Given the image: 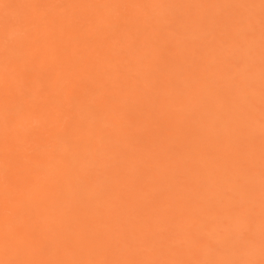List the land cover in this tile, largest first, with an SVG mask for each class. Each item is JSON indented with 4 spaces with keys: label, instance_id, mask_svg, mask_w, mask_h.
Listing matches in <instances>:
<instances>
[{
    "label": "rangeland",
    "instance_id": "obj_1",
    "mask_svg": "<svg viewBox=\"0 0 264 264\" xmlns=\"http://www.w3.org/2000/svg\"><path fill=\"white\" fill-rule=\"evenodd\" d=\"M11 1H0V24L12 25L6 38L0 36L1 61L11 57L6 42L33 26L20 21L23 13L15 10L17 5L6 7ZM96 1L90 0L89 4ZM143 3H154L145 13L148 29L135 31L130 40L137 43L138 51H144L145 60L158 52L160 56L148 68L141 64L131 71V66H124L125 76L134 86V97L119 101L118 105L112 103L105 115H99L98 98L125 87L122 71L99 85L87 78L86 82L97 88L76 93L73 100L78 104L73 112L79 111L77 120L70 117L68 121L69 106H61L63 117L58 118L54 130L49 131L50 125L44 123L45 115L42 121L22 119L16 130L31 137L10 145L0 144L1 156L13 148L24 165L36 170L33 174L39 171V177L26 192L35 190L32 193L37 195L41 178L52 181L56 171V175L70 173L67 178L63 176V185H59L61 179L53 194L48 191L40 200L46 202V208L32 202L31 196L23 197L24 206L11 201L15 205L5 207L0 201V215L14 214L13 221L4 225L9 239L0 243V264H264V0ZM76 4L71 9L75 15L80 11ZM125 5L120 9L124 10ZM65 11L66 7H59L56 14L62 17ZM85 23L83 30L89 23L102 26L99 19L92 17ZM52 27L47 28L46 34L55 29ZM123 27H108L102 48L112 46L114 52L119 35L115 31ZM148 33L157 34L158 39L145 46L141 39L146 40ZM53 57L58 61L62 58ZM31 58L24 55L15 61L28 65ZM83 62L84 58L80 64ZM0 69L5 71L4 65ZM39 81L43 82L41 76ZM148 86L151 92H146ZM13 87L19 92L14 82ZM67 94H63L62 101L68 100ZM35 95L27 93L21 102L14 99L16 96L10 98L13 102L6 101L4 105H14V110L5 106L0 109L3 130L6 122L11 123L9 118L22 116L27 104L44 106L42 114L55 103L60 106L55 95L52 103ZM110 97L108 100L113 99ZM26 100L30 102L25 103ZM18 101L20 106H16ZM158 106H164L162 112ZM112 116L117 117L115 122L120 121V135H115V122L108 121ZM55 117L57 114L52 119ZM75 125L81 140L76 143L70 142ZM96 125L102 127L101 137L89 132ZM85 142L91 147H84ZM21 152L40 154L38 160L43 163L34 166ZM64 163L68 164L65 172ZM3 184L0 200L6 192ZM19 186L22 187L16 185L15 190ZM15 190L10 192V198L17 194ZM132 195L135 196L131 198ZM19 206L22 210L13 213V207ZM40 207L45 212L40 211L39 216ZM18 229L21 235H17ZM29 231L31 239H23ZM18 241L22 243L16 246Z\"/></svg>",
    "mask_w": 264,
    "mask_h": 264
},
{
    "label": "bare ground",
    "instance_id": "obj_2",
    "mask_svg": "<svg viewBox=\"0 0 264 264\" xmlns=\"http://www.w3.org/2000/svg\"><path fill=\"white\" fill-rule=\"evenodd\" d=\"M0 1L2 2L3 0H0ZM89 1L90 0H12L11 2H8V5L6 7L9 8L11 5H17L15 10L19 9L21 11V14L23 13L22 14L23 18H20V19H22V20H20L21 22H25V25L33 24V26L29 29L30 31H28L27 29L22 31L20 29L21 31L19 30L20 32L18 33L17 37H13L10 39V42L9 41L6 42L7 43L6 48L8 50V51L7 50L6 51L8 52V55H10L11 57L8 58V56L6 55L7 57L4 58V60H2L3 62L0 60V66L4 65V68H5V71L0 69V84H2V86L0 85V109H2L5 106L4 104L6 103V101L8 99L9 100L7 102H9V103L13 102V100L10 99L13 96H16L14 98L15 100L16 99L20 100V99H24L26 94L30 93V92H32V94L36 93L35 96H37V97L38 96H42L41 98L46 97L45 100H48V101L52 100L51 97L55 95L56 100H59L58 102H61L62 105L60 103V106L57 107L58 106L57 104H59V103H57V104L55 103L56 105L53 103L54 105H52V107H50L46 111L45 114H42V109L44 106L34 105L33 102H32V104H27V106H25L26 105L25 104L24 105L25 111H24V113L22 112L21 117L16 116L17 118H14L15 117V115H14L13 118L8 119V120L12 119V120H10L11 123L10 122L8 123L5 121L7 123V125H6L7 127L5 130L2 129V127H5V126H0V132H1L0 133L1 134L0 135V144L10 145V143L12 144L17 140H25L26 138L31 137V134L30 135L25 134L24 132L21 134V133H19L20 131L17 132L16 129H17L18 125L20 124V122L23 121L22 119L29 120L32 117V118H39L40 121H42L41 117H43L45 115L43 117L44 123L45 124L48 123L46 125H50L49 131L54 130V128L56 127L55 123L58 122L57 121L58 118L60 117L59 119L61 120L63 117V111L61 110V106L62 107L69 106V108H67V110H66V111H68V115H67L68 118L67 119H69L70 117H73V118L75 117V119L77 120V114L76 113H79V111H77L75 113V110H74V112H73V107L75 106V103H77L76 100L75 101L73 100V98L76 96V93L77 92L79 93V92L86 90V89H87V91L89 90L90 92L95 90L97 87H95L93 84L96 85V83H97L99 85L106 78L110 79L112 76L116 75L115 73L118 70H120V71H122V76H123L122 85H125V87H119V88H117L116 91L112 92V94L110 96H112V98L114 100L113 99L110 100V98H111L110 96H108V97H110L109 100H108V97L98 98V101L96 100L97 101L96 107H97V109L99 108L98 109L99 115H101V114L105 115L108 112V110L110 109V107L112 106V103H115V104L117 103V105H118L119 101H122V100L124 101V100H127V98L129 99V97H134V95L131 94V92L133 93V91H134V86H133V84H131V80L129 78H126L125 70L123 69L124 66H131V68H130L131 71L133 69H138V66L141 64H145L148 68V67H151L152 63L155 62V60L159 58L160 54L158 52V53L153 54V56H151L149 59L145 60L143 58L144 51H138L136 49L137 43L130 40L131 36L134 34L135 31H137V32L138 31H141V32L147 31V29H148V25H147L148 15L145 13L150 8V5L151 6L154 5V3H151V4L148 3L146 5L145 3H143V0H97L94 3L95 5L94 4L91 5V4H89ZM151 1L155 2V0H151ZM122 2H125L128 4L125 5V3H122ZM75 3H77L76 6H78L80 8V11L77 15H75L74 11L71 10L75 6L74 5ZM123 4L125 5L123 8L125 11L120 9L123 7L122 6ZM59 7H66V9H67V11H65V14L62 17H59V15L56 14V10ZM112 11H114V12H112ZM104 16H106L105 17L106 19L104 18ZM122 16H123V18H121ZM91 17L93 19H99V22H101L102 26L101 27L99 26L100 28H97L95 23H89L90 24L89 27L85 28V30H83L82 28L86 24L85 19H89ZM103 18H104V20H101ZM121 19H122V21H121ZM120 21L122 23H120ZM55 23H57V24L55 25ZM5 24H6V22H5ZM25 25H23V26H25ZM111 25H113V27L114 26L118 27L120 25L124 26L123 29L120 28L121 30L117 29L115 31L116 33L119 34L118 36L116 33L113 34V36L116 35L117 37L116 36L115 37L118 39V42L116 44V45H118V47L115 48L114 52H112V50H113V49H111L112 46H108V47L105 46V48L103 46V48H102V45H104L103 43L105 42V37H103V35L106 32V29L108 27L110 28ZM11 26L0 24V36L6 38L7 35L10 34V32H12ZM50 26H53V27L55 26L54 27L55 29L51 33L49 32V34H46V30ZM155 26H157V25H155ZM53 27H52V29H53ZM31 29H32V31H31ZM2 37H0V38H2ZM144 39H146V40L141 39V42L145 43V46H147V44L149 45V43L152 44L151 40H154V39L157 40L158 35L153 34V33H148V34H146V37H144ZM121 41L123 43H121ZM63 54H64V56H63ZM24 55L30 56V58L32 56V58L30 60L31 61L30 64L26 63L28 65H25V62H23L24 64L20 65L21 62L18 61L19 62V64H18L15 61L16 59L20 60L21 57ZM60 55H61V57L62 56L63 57L62 58L60 57L61 59L59 61L53 57V56L58 57ZM82 58H84V62L82 64H80V61L82 60ZM85 58H86V60H85ZM123 61H125L126 63L123 64L122 63ZM120 63L122 65H120ZM38 73L41 76V78H43L42 83L39 81L40 76L38 75ZM87 78H88V80L93 78L95 83H93L92 85H89L90 83L86 82ZM13 82L16 85L15 88L19 89V92H16L14 90ZM18 82H20V83L22 82V84H18ZM3 85H5V86H3ZM20 85L22 87L19 88ZM147 88L148 89H146V92L151 90V87L148 86ZM13 90L18 95H14L16 93L15 92L13 93ZM66 91L68 92V94L66 96V98H68V100H66L64 98V100L62 101L61 98L63 97V94H65ZM131 95H133V96H131ZM81 97L84 98L82 95H81ZM55 98H53V99H55ZM34 100H36V99H34ZM65 100L67 102H65ZM141 100L142 99H139L140 103L142 102ZM145 100L148 101V99H145ZM31 101H33V99ZM40 101H43V100H40ZM83 101H84V99H83ZM147 101H146V103H147ZM20 102H21V100H20ZM28 102H30V101L26 100L25 103H28ZM39 102H37V103L40 104ZM43 102H45V101H43ZM52 102H53V100L51 101V103ZM54 102H55V100H54ZM144 102L145 101L143 100L142 106L144 105ZM17 103H18V105L16 104V106H20V104H22V103L19 104V101ZM109 103H111V104H109ZM135 103H136V101H135ZM137 103H138V104H136L137 106L140 105L139 102H137ZM220 103H221L220 104V107H221L222 101ZM41 104H43V103L41 102ZM45 104H47V103H45ZM218 104L216 105L217 107H219ZM48 105H49V103H48ZM48 105H47V107H48ZM79 105H80V103H79ZM13 106L14 105L5 106V107H13ZM79 108H80V106H79ZM157 108L162 112L164 109V106H158ZM3 109H5V108H3ZM8 109H10V108H8ZM53 109L54 110L56 109V110L54 111ZM219 109L217 108V110H219ZM13 110H14V107H13ZM76 110H77V108H76ZM54 114H57V118L55 117V119H52L54 117ZM79 117H80V115L78 116V118ZM99 117L100 116H98L97 118H99ZM81 118H83V117H81ZM116 118H115V116H112V118L108 121L113 123V121H114L113 119H116ZM15 121H16V123H15ZM68 121H70V119ZM80 121L82 122V119ZM152 121H153V119H152ZM157 121L161 122L159 120H157ZM116 122L112 124V125H115L114 127H116L114 132H115V135H120L119 133H122V132H120L121 129L117 128V124L119 126L120 121L117 123ZM93 123H94V121H93ZM96 123H98V122L96 121ZM58 124H59V122H58ZM58 124L56 123L57 126H58ZM0 125H2V124H0ZM64 125H65V123H64ZM45 127H47V126H45ZM74 127H77V125L73 126V128L69 127V128H71V132H70V135H71L70 140L71 141L70 142L75 141V143H76V142H78L77 140H79V137L77 135L79 133H77V132L75 133V131H77V130L76 129L74 130ZM65 129H67V126ZM78 132H79V130H78ZM86 132H85V134H86ZM89 132L91 134L93 133V135H94V133H97L98 135H100V134H102L103 130H102L101 126L96 125L93 128H91V130ZM48 133L51 135L50 132H48ZM160 133H159V135H160ZM37 134H39V133H37ZM86 136H87V134H86ZM100 137H101V135H100ZM100 137H98V139H100ZM116 137L118 138L120 136H116ZM102 138H104V137H102ZM96 140H94V142ZM79 141H81V140H79ZM83 141H84V139H83ZM100 141H102V140H100ZM83 144H84V147H86V148H87V146L91 147L89 142L88 143L85 142ZM81 146L83 147V145H81ZM96 148H94V149H96ZM94 149L92 147V150H94ZM90 151H91V149H90ZM13 152H14V149L11 148V149H9V151H7V153L5 155H2V156L0 155V168H1V170H0V177H1L0 186L3 183L6 184V186L4 187L5 189L3 188L6 191L4 193L5 194L4 198H1L0 201L3 202V205L5 207H8V205L10 203L15 205L11 201H16V204H19V205L22 203L24 206L23 202H25L26 200L24 199V201H23V197L31 196L30 199L31 200L33 199L32 202H37V204L42 203L41 207L45 206L43 208H46V202H45V204H43V202H41L40 200L45 198V194L48 191L51 192V193L49 192L50 195L53 194L52 190L59 187L58 183L61 181V179H62V182H60L59 185L60 186L63 185V183H64L63 179H65V178H63V176L67 178V176H69L70 173L67 172L66 175L65 174L56 175V173L59 172V171H56V173H54V175H53L52 181L49 180L50 182L47 180L44 181V178H41V180L43 179V182L40 183L41 184V186L39 188L40 190L38 189L39 192L37 190V192H35V193H37V195H34L32 192L35 190H32L31 193L26 192V191L29 189L30 184L34 183L35 179L37 177H39V176H37L39 174V171L37 170L38 171V174L36 173L37 175L33 174L36 170L31 168V167L26 166L27 164L24 165V163L20 161L21 159L19 160L20 157L19 156L16 157L17 155L14 154ZM39 152H40V150H39ZM73 153H75V152L73 151ZM21 154H22V156L24 155L25 157H27L29 162L31 159L34 166L39 165V163H43L42 161L38 160V157L40 154L37 155V153H36V154L29 155L25 152H21ZM70 155H72V152ZM91 155H94V153ZM40 158H42V157H40ZM64 158H66V157L64 156ZM68 158H69V156L67 157V159ZM67 159H63V162H66ZM73 161H74V159H73ZM29 162H27V163H29ZM68 162H70V161L68 160ZM40 165L42 166V164H40ZM44 167H45V165H44ZM67 167H68V164L64 163L62 165V171L65 172V169ZM69 167H72V166H69ZM255 177H257V175ZM256 180H258V179L256 178ZM19 182L22 185V187L20 188V186H19L20 189L15 190V189H17L15 186L17 185V187H18V185H20V184H18ZM69 182H70V184L72 183L71 181H69ZM137 183H136V186L138 188V187H140V185L138 186ZM67 184H68V182H67ZM145 185L147 186V184H145ZM67 186H69V185H67ZM131 186H132V184H131ZM133 188H132V190H133ZM33 189H35V187ZM14 190H15V193H17V194L15 196H11V198H10L9 194H10V192H12ZM0 192H1V194H3L2 192H4V191H1V189H0ZM142 192H143V189H142ZM49 193H47V194H49ZM32 195H33V198H32ZM133 196H135V195H132L131 198H133ZM50 197H47V200H49ZM74 199H73V201H74ZM64 200H62V201H64ZM71 201H72V199H71ZM29 202L31 203L30 200H29ZM132 202H134V201H132ZM70 203H72V202H70ZM25 204H26V202H25ZM58 204H60V203H58ZM20 208H21L20 206L19 207H13V213H17L18 211H21L22 208H21V210H19ZM28 211H29V207H28ZM40 211L45 212L41 208L38 211L39 216H40ZM15 216H16V214H15ZM44 216H46V215H44ZM12 218L14 219V214H13V217L8 216V215H0V243H5L9 239L8 235H6L4 225L9 224L11 221H13ZM239 219H238V222H239ZM108 223H110V222H108ZM251 225H253V224H251ZM107 226H109V225H107ZM36 227H38V226H36ZM227 229H228V227H227ZM31 231L33 232L32 229H31ZM13 232H14V230H13ZM21 232L22 231H20V229H18V231H16L17 235H21ZM32 232H30L28 234V236H26V237L22 236V238L23 239L28 238V240L31 239L29 235H31ZM38 239L40 240V238H38ZM13 241H15V240H13ZM21 243H22L21 241H18L15 243V245L19 246ZM33 243H35V241H33ZM31 244H32V242H31ZM15 245H14V247H15ZM27 245L29 246V244H27ZM82 246H84V245H82ZM86 246L87 245H85V247ZM126 246H127V244H126ZM21 247H22V245H21ZM124 248H126V247H124ZM89 249H91V248H89ZM103 249H104V247H103ZM81 250L84 251L83 249H81ZM114 252H117V251H114ZM16 253H20V252H16ZM6 256H8V255H6ZM0 258L2 259V257H0Z\"/></svg>",
    "mask_w": 264,
    "mask_h": 264
}]
</instances>
